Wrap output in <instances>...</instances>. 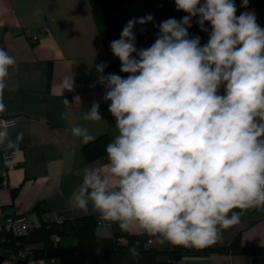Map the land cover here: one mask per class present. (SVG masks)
<instances>
[{"label": "clouds", "instance_id": "9594fccd", "mask_svg": "<svg viewBox=\"0 0 264 264\" xmlns=\"http://www.w3.org/2000/svg\"><path fill=\"white\" fill-rule=\"evenodd\" d=\"M174 2L186 15L154 24L150 46L137 47L134 28L153 22L152 14L128 20L110 42L126 76L95 65L117 134L106 145V163L82 170L71 199L123 232L202 249L244 211L264 209V27L254 12L237 16L235 0ZM194 18L206 44L189 34ZM12 70L15 57L0 48V113ZM62 86L74 91L71 74ZM99 109L94 102L82 118L101 120ZM72 134L94 140L78 125ZM22 139L20 132L13 142L7 124L0 126V145L16 148Z\"/></svg>", "mask_w": 264, "mask_h": 264}, {"label": "crops", "instance_id": "0c3cea01", "mask_svg": "<svg viewBox=\"0 0 264 264\" xmlns=\"http://www.w3.org/2000/svg\"><path fill=\"white\" fill-rule=\"evenodd\" d=\"M244 11L254 12L257 22L264 27V6L242 8L240 13ZM148 14L145 0H132L114 11L111 20L123 18L127 23ZM134 31L151 39L148 46L154 42L153 22L137 24ZM32 37L36 40L32 41ZM0 48L15 57L18 69L10 71L3 96L6 110L0 117L15 119L14 124L7 125L13 142L17 133H23L18 147L9 149L0 145V177L4 170L8 175V187L0 184V221L7 215L28 214L41 225L58 217L73 219L90 215L98 219V236L141 233L121 231L91 206L85 214L72 205L82 170L106 163V152L93 160L86 159L83 147L87 143L72 134V127L86 128L94 139L105 135L111 141L117 134L115 119L108 110L110 101L103 99L105 89L98 82L95 69V65L106 63L107 52L89 1L0 0ZM70 74L74 91L62 86ZM94 102L100 105L102 119L84 120V113ZM6 152L14 153L9 161L11 166L5 162ZM38 203L47 209L42 215L34 210ZM239 233L243 245L264 246V209L243 212L240 222L223 230L215 244L227 245ZM148 239L152 240V248L159 251L186 248L160 244L150 235ZM75 243V236H63L57 244L62 250L53 256L24 260L20 254L12 255L0 257V264H89L85 258L65 249ZM168 260V254L159 255L161 263ZM174 264H264V258L192 248Z\"/></svg>", "mask_w": 264, "mask_h": 264}, {"label": "trees", "instance_id": "16d2710c", "mask_svg": "<svg viewBox=\"0 0 264 264\" xmlns=\"http://www.w3.org/2000/svg\"><path fill=\"white\" fill-rule=\"evenodd\" d=\"M91 11L97 23L100 35L106 48V64L105 74L120 73V61L115 58L110 49V42L119 39L122 28L126 24L125 19H119L115 22L111 20L114 11L121 8L132 0H88ZM148 4L150 14L154 16L153 23L158 25L161 21L170 17L180 20L186 13L176 10L174 0H145ZM242 0H235L237 7V16L240 15ZM264 6V0H249L247 7ZM205 27H208L205 25ZM156 33L158 28L155 27ZM210 30V29H209ZM190 36H200L201 45L206 44L208 35L200 30L196 19L192 20V26L188 29ZM136 34V43L138 48L147 47L151 39ZM109 139L105 135H101L93 141L87 143L83 147L87 160H93L103 154ZM9 164V163H8ZM35 211L42 215L47 209L42 203H38ZM260 209H249L244 212H253ZM21 215V214H14ZM98 219L93 216L86 215L73 219H62L61 221L53 220L41 225H37L35 229L25 235H15L12 232L0 230V257L19 256L24 260L39 259L55 255L62 250L54 242L53 237L73 235L76 243L65 249L70 250L85 258L89 264H174L183 256V253L192 248H184L177 250L159 251L152 246L146 247L148 235L141 233H128L123 236L126 238L124 244L117 241L119 235L112 237H101L96 233ZM137 254H133L132 249ZM195 250H197L195 248ZM198 250L220 251L230 253H248L264 258V246H245L241 242L240 233L237 234L229 244H214ZM168 254L167 262H160L159 255Z\"/></svg>", "mask_w": 264, "mask_h": 264}, {"label": "built area", "instance_id": "2783aa9c", "mask_svg": "<svg viewBox=\"0 0 264 264\" xmlns=\"http://www.w3.org/2000/svg\"><path fill=\"white\" fill-rule=\"evenodd\" d=\"M32 41L36 40V37H32ZM15 123L14 118H2L0 117V125L3 126L4 124L12 125ZM14 156L13 152H6L4 153L5 162H9L12 160ZM0 184L4 187H8V175L7 170H4L1 173L0 177ZM57 221H61L62 218L58 217ZM37 227L36 222L29 217L28 214H21V215H7L0 221V230L6 232H12L15 235H25L28 234L30 231ZM53 240L55 243L60 241L59 236H54ZM117 241L120 244H124L126 238L123 235H119L117 237ZM146 247L152 246V240L148 239L146 242ZM20 254H24V252H20Z\"/></svg>", "mask_w": 264, "mask_h": 264}]
</instances>
